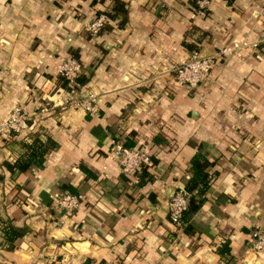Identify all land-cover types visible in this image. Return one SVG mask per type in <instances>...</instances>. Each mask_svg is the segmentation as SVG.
<instances>
[{
  "label": "crops",
  "instance_id": "crops-1",
  "mask_svg": "<svg viewBox=\"0 0 264 264\" xmlns=\"http://www.w3.org/2000/svg\"><path fill=\"white\" fill-rule=\"evenodd\" d=\"M124 1V21L91 34L114 0H0V117L20 106L30 118L0 137V225L29 228L9 247L0 227V264H264L251 247L264 228V44L219 58L195 89L172 74L193 48L259 39L264 0H211L205 16L192 0ZM73 53L87 80L67 89L57 71ZM78 90L96 93L95 112L71 104ZM44 133L58 146L42 166L10 175L3 161ZM111 137L151 153L152 179L137 187L138 174L121 172ZM199 144L217 175L184 230L167 203ZM62 183L84 193L67 216L53 207Z\"/></svg>",
  "mask_w": 264,
  "mask_h": 264
},
{
  "label": "built area",
  "instance_id": "built-area-1",
  "mask_svg": "<svg viewBox=\"0 0 264 264\" xmlns=\"http://www.w3.org/2000/svg\"><path fill=\"white\" fill-rule=\"evenodd\" d=\"M211 0H195L196 13L205 15ZM109 17L106 11L97 13L87 23V30L91 34H98ZM264 44V34L254 42L245 39H233L225 42L211 54H203L198 49L193 48L188 55L174 64L172 74L174 81L188 89H195L198 85L205 82L214 64L219 58H230L242 55L245 47L252 45L259 46ZM264 46V45H263ZM81 70L80 60L72 54L66 55L58 66V74L68 80L71 87L75 84V77ZM70 102L76 107H81L86 111L95 112L96 93L93 91H75L71 94ZM29 116L19 106H14L0 120V137H8L12 134L22 132L29 127ZM110 156L116 158L120 165L121 172L127 176L136 177L137 172L144 166L152 163L151 153L141 146L125 145L120 138H110ZM84 198V193L77 191L62 190L53 201V207L67 216L77 209ZM188 204V194L181 188L175 189L174 193L168 200V217L176 226H181V217ZM251 247L255 253H264V228L255 227L252 231ZM57 264H71L67 257H62Z\"/></svg>",
  "mask_w": 264,
  "mask_h": 264
},
{
  "label": "trees",
  "instance_id": "trees-1",
  "mask_svg": "<svg viewBox=\"0 0 264 264\" xmlns=\"http://www.w3.org/2000/svg\"><path fill=\"white\" fill-rule=\"evenodd\" d=\"M194 7H196L195 0H192ZM101 12V11H100ZM109 17L108 21L104 24L102 29L114 26L117 20V25L121 24L127 13L126 5L124 0H114L112 9L106 11ZM99 13V12H98ZM78 58L76 53H73ZM58 78L62 86L70 89L71 86L68 80L62 75L58 74ZM87 77L83 73L81 68L79 74L75 77V88H80L85 84ZM123 142V141H122ZM125 145H132V141H124ZM58 146L56 140H54L49 134L44 133V136L39 134L34 135L30 141H24L23 152L16 157L13 161L4 160V167L10 172V175H14L15 172L25 171L29 166L41 167L45 154ZM152 156V155H151ZM214 159H210L206 152L202 149L201 145L197 146V149L191 154L189 159L188 172L189 175L186 178L182 186H180L188 194V204L181 217V226L183 225L184 230H190L191 225L189 223V214H193L198 208L204 203L206 191L211 187V184L216 178L217 171L212 170L214 165ZM80 168L88 172V169L83 165L79 164ZM137 187L145 184L149 179H152V174L146 169V166L142 167L138 172ZM4 179V173L0 172V181ZM62 190H69L77 192L76 188L70 183H62ZM135 187V186H134ZM148 198L155 200V193L153 191L147 192ZM3 224L0 225L2 235L8 246L13 245L14 239L23 235L28 231L27 225H15L8 220H2ZM218 251H223L218 249Z\"/></svg>",
  "mask_w": 264,
  "mask_h": 264
},
{
  "label": "rangeland",
  "instance_id": "rangeland-1",
  "mask_svg": "<svg viewBox=\"0 0 264 264\" xmlns=\"http://www.w3.org/2000/svg\"><path fill=\"white\" fill-rule=\"evenodd\" d=\"M207 14H208V12H207L205 15H207ZM205 15H204V16H205ZM101 31H102V30H101ZM101 31H100V32H101ZM100 32H99V33H100ZM99 33H98V34H99ZM13 107H14V106H12L11 108H8L7 111L5 112V114L2 115V117H0V120L4 119V118L6 117V115L8 114V112H9ZM19 107H20V106H19ZM23 111H24V110H23ZM24 112H25V111H24ZM25 113H26V112H25ZM26 114H27V113H26ZM27 115H28V114H27ZM28 121H30V118H28ZM73 211H74V210H73ZM73 211H72V212H73Z\"/></svg>",
  "mask_w": 264,
  "mask_h": 264
}]
</instances>
